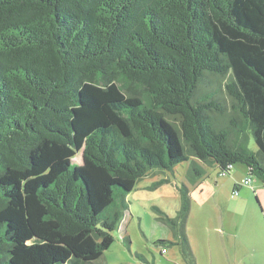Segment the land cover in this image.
<instances>
[{"label": "trees", "instance_id": "obj_1", "mask_svg": "<svg viewBox=\"0 0 264 264\" xmlns=\"http://www.w3.org/2000/svg\"><path fill=\"white\" fill-rule=\"evenodd\" d=\"M198 162L264 185V0H0V264H97L137 184ZM179 193L158 244L197 264Z\"/></svg>", "mask_w": 264, "mask_h": 264}, {"label": "rangeland", "instance_id": "obj_2", "mask_svg": "<svg viewBox=\"0 0 264 264\" xmlns=\"http://www.w3.org/2000/svg\"><path fill=\"white\" fill-rule=\"evenodd\" d=\"M217 87L215 79L208 77L201 88L206 91H214ZM217 100L228 106L226 110L228 115L231 111V102L224 89L218 94ZM218 119L219 122H224L225 117L220 116ZM250 148L256 149L252 138ZM73 162L82 164V152L76 156ZM201 166L205 177L195 185L189 181L188 177L190 163L181 164L173 171L155 170L141 180L127 197L129 210L121 228L113 234L115 237L113 246L104 253L97 264H166L173 255L182 262L177 248H168L158 244L161 240H173L174 233L167 224L159 220V215L154 208L157 207L170 218H175L182 205L179 190L183 186L188 187L192 196L191 215L187 223L188 230L190 228L194 234H198V228H203L202 224L206 222L214 223L213 227H210L212 229L208 231L209 233L212 232L215 235L216 230L217 232H219L218 229L223 230L220 220L223 218L226 222L230 221L232 217L229 215V211H246L247 208L241 204L237 205V202L248 196L252 199V206H256L258 204L256 196L261 194L262 199L260 197L258 199L264 212L262 205L264 186L257 178L249 176L246 166L236 165L230 175L225 177H220L217 168L203 164ZM246 179L251 181V186H242ZM162 181L167 182L157 186ZM237 185L242 187L241 192L237 195L239 197H233L236 190L234 188ZM258 209L261 213V209ZM206 216L210 219H207ZM137 255H141L146 261L138 259Z\"/></svg>", "mask_w": 264, "mask_h": 264}, {"label": "crops", "instance_id": "obj_3", "mask_svg": "<svg viewBox=\"0 0 264 264\" xmlns=\"http://www.w3.org/2000/svg\"><path fill=\"white\" fill-rule=\"evenodd\" d=\"M241 188L237 185L234 189H238L240 193ZM258 197L261 198V194L256 196L259 204L256 206H252V199L249 196L237 202V205L241 204L247 210L244 212L229 211L232 219L226 222L222 218L220 224L223 230L218 229L219 232L216 230L215 235L208 232L211 231L210 227H213L214 223H203V228H198V234H194L190 228L188 230L187 224V234L197 264H264V212ZM262 205L264 207V201H262ZM258 208L261 209V213ZM206 217L210 219L208 216ZM213 230L215 229L213 228ZM166 264L185 263L183 259L180 262L173 255Z\"/></svg>", "mask_w": 264, "mask_h": 264}, {"label": "built area", "instance_id": "obj_4", "mask_svg": "<svg viewBox=\"0 0 264 264\" xmlns=\"http://www.w3.org/2000/svg\"><path fill=\"white\" fill-rule=\"evenodd\" d=\"M220 177H225L226 176V173L225 172H221L220 174ZM251 184V181L249 179H246L243 181L242 183V186H248ZM239 194V190L236 189L235 192L233 193V197L237 196Z\"/></svg>", "mask_w": 264, "mask_h": 264}]
</instances>
